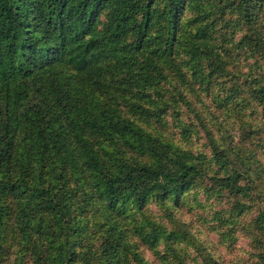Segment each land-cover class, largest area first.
<instances>
[{"label": "trees", "instance_id": "1", "mask_svg": "<svg viewBox=\"0 0 264 264\" xmlns=\"http://www.w3.org/2000/svg\"><path fill=\"white\" fill-rule=\"evenodd\" d=\"M200 194L264 264V0H0V264H151Z\"/></svg>", "mask_w": 264, "mask_h": 264}, {"label": "rangeland", "instance_id": "2", "mask_svg": "<svg viewBox=\"0 0 264 264\" xmlns=\"http://www.w3.org/2000/svg\"><path fill=\"white\" fill-rule=\"evenodd\" d=\"M180 117L190 121L183 112ZM167 130L178 131L176 122L171 117L168 118ZM237 135L240 133L238 132ZM204 137V134L193 137L194 148L208 151ZM222 207L226 208L227 205H217L215 208L219 210ZM148 210L168 230H179L184 237L183 241L175 245L177 253L165 248L164 244H161L157 251L150 249L148 245H141L139 251L151 264H203V255L207 254L212 255L222 264H263L258 256L261 248L245 229L238 228L235 232L236 237L231 239H223L220 232L213 229L211 211L206 210V201L201 194L198 200L193 195L188 196L181 205L173 207L170 211L155 202L148 206ZM256 214L257 212L254 211L245 216L243 222H250ZM137 239L138 237L135 236L134 240Z\"/></svg>", "mask_w": 264, "mask_h": 264}]
</instances>
